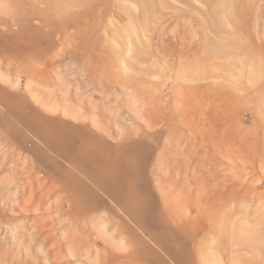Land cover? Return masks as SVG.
<instances>
[{
  "label": "rangeland",
  "instance_id": "rangeland-1",
  "mask_svg": "<svg viewBox=\"0 0 264 264\" xmlns=\"http://www.w3.org/2000/svg\"><path fill=\"white\" fill-rule=\"evenodd\" d=\"M5 2L0 264H264V0ZM51 119L118 145L174 130L199 182L171 200L165 244L150 219L67 224L26 128Z\"/></svg>",
  "mask_w": 264,
  "mask_h": 264
},
{
  "label": "crops",
  "instance_id": "crops-1",
  "mask_svg": "<svg viewBox=\"0 0 264 264\" xmlns=\"http://www.w3.org/2000/svg\"><path fill=\"white\" fill-rule=\"evenodd\" d=\"M5 1L0 0V75L4 73L6 57L14 55L10 51L6 53ZM11 12L12 10H9L10 14ZM7 61L11 62L12 59ZM2 91L5 95L13 97L1 87L0 97L3 95ZM2 102L0 98V103ZM26 108L32 109L29 102ZM54 122L51 119L44 125L37 123V126L26 125V128L27 132L40 137L44 144L43 149L36 147L32 152H50L54 156L50 160L46 159L44 167L51 186L59 188L60 199L57 205L61 208L62 218L68 219L67 224H76L74 220L77 219V224L80 225L106 227L114 225L112 219H124L135 228L137 225L135 219H150V223L159 227L155 230L156 238L165 244L166 226L164 225L163 229L161 224L165 220V213H168V209L174 204L173 201L165 200V192L176 189L171 184L165 185L159 181L170 173L175 177L180 171L182 174L183 168L178 171V163H181V159H188L184 153L180 154L176 147L178 142H174V130L167 132L158 128L152 132L143 131L140 137L118 145L116 141H110V136L102 135L100 131L92 129V126L68 131L70 125L56 121L57 127L67 129L54 131L52 127ZM20 134H25V131ZM165 168L170 173L166 174ZM146 209L151 211V215H148ZM167 220H170L168 225L175 223L174 219L173 222L166 219V224ZM136 230L143 238L140 240L142 249L150 252L160 249L156 242Z\"/></svg>",
  "mask_w": 264,
  "mask_h": 264
},
{
  "label": "bare ground",
  "instance_id": "bare-ground-1",
  "mask_svg": "<svg viewBox=\"0 0 264 264\" xmlns=\"http://www.w3.org/2000/svg\"><path fill=\"white\" fill-rule=\"evenodd\" d=\"M38 1H40V0H38ZM64 2V1H63ZM68 2V1H67ZM71 2V1H70ZM40 3H42V2H40ZM57 3V2H56ZM61 3H62V1H61ZM36 4V3H35ZM71 4V3H70ZM72 4H74V3H72ZM162 4V3H161ZM37 6H38V4H37ZM65 6H67V5H64V7ZM71 6V5H70ZM72 7V6H71ZM42 8V7H41ZM40 8V9H41ZM66 10V9H65ZM65 10H64V12H65ZM40 11H42V10H40ZM69 12V11H68ZM215 18V17H214ZM215 21V20H214ZM32 25V24H31ZM77 27V26H76ZM215 29V28H214ZM206 53V52H205ZM219 53V52H218ZM205 59V58H204ZM199 66V65H198ZM210 67V66H209ZM212 67V66H211ZM198 70H200V69H198ZM197 70V71H198ZM186 73V72H185ZM197 78V77H196ZM240 80V79H239ZM239 80H236V83H235V85H233L232 86V89H236L235 91H238V92H240V81ZM225 84H226V82H225ZM232 84V83H231ZM228 86V85H227ZM217 89V88H216ZM208 90H210V88L208 89ZM215 90V89H214ZM234 90H233V92H235ZM233 97V96H232ZM133 145V144H132ZM172 146V145H171ZM173 146H174V144H173ZM172 146V147H173ZM167 148V147H166ZM168 151V150H167ZM167 151H166V153H167ZM160 152V151H159ZM165 152V151H164ZM164 152H163V154H164ZM232 152V151H231ZM162 153V152H161ZM168 153H170V152H168ZM174 154V153H173ZM180 154H182L181 152H180ZM166 155V154H165ZM168 156V155H167ZM171 155L169 154V157H170ZM174 156H175V154H174ZM176 157V156H175ZM229 157H231V156H229ZM172 158H173V156H172ZM234 158H236V159H240V156L238 155H236ZM165 159H167V158H165ZM171 159V158H170ZM180 159V158H179ZM188 159H190V158H188ZM188 159H185V160H188ZM185 160H184V162L182 161V159H181V163L179 164L178 163V171L181 169V167L183 168V170L185 169L186 170V167H184V165L186 166L187 164L185 163ZM166 161H168V159L166 160ZM179 161V160H178ZM190 163V162H189ZM169 165H171V161H170V164ZM175 165L177 166V163H175ZM190 165V164H189ZM166 167V166H165ZM167 167H168V165H167ZM166 169V168H165ZM170 169V168H169ZM190 169V168H189ZM177 170V169H176ZM176 170H174V171H176ZM185 170L183 171L184 173H177V175L179 176V177H181V179H180V181H176V179H175V176L173 175V174H171L170 173V175H168V176H165L162 180H160L159 182L160 183H162V184H165V185H167V184H171V185H173V187L176 189L175 191H172V190H170L169 192H170V195H166V197H165V200H175L176 198H177V194L179 193L180 194V199L182 198V197H184V199H185V201H187V199L188 198H191L190 197V192L187 190V187L191 184V183H197V182H199V180H197L198 179V176H196V178L194 177L193 178V176H192V178L190 177V175L188 174V171H186L185 172ZM174 171H172V172H174ZM200 182H204V181H200ZM164 185V186H165ZM189 196V197H188ZM192 199V198H191ZM202 200V199H201ZM176 201L178 202V198L176 199ZM115 220V221H114ZM112 222L113 223H115V224H120V221L119 220H116V219H112Z\"/></svg>",
  "mask_w": 264,
  "mask_h": 264
}]
</instances>
